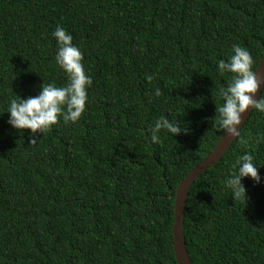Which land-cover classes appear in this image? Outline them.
Here are the masks:
<instances>
[{"label":"trees","instance_id":"16d2710c","mask_svg":"<svg viewBox=\"0 0 264 264\" xmlns=\"http://www.w3.org/2000/svg\"><path fill=\"white\" fill-rule=\"evenodd\" d=\"M57 25L92 84L76 122L58 119L29 143L5 110L42 82H67L53 59ZM233 44L255 72L264 0H0V264H178L176 191L222 136L212 125L232 74L216 66ZM161 115L187 132L152 143ZM240 133L189 189L192 264H264V113L253 109ZM245 151L261 182L243 178L248 199L235 200L224 181Z\"/></svg>","mask_w":264,"mask_h":264},{"label":"clouds","instance_id":"9594fccd","mask_svg":"<svg viewBox=\"0 0 264 264\" xmlns=\"http://www.w3.org/2000/svg\"><path fill=\"white\" fill-rule=\"evenodd\" d=\"M51 36L56 41V52L53 57L55 65L64 72L67 82L60 87L54 82L47 84L42 82L37 95L24 98L16 95L9 101L5 110L8 113L7 123L13 129L17 132L29 130V143H35L36 133L42 134L49 130L58 119H62L64 123L76 122L85 109L88 99L87 88L92 84L91 75L86 73L82 63L83 52L73 44L71 33L57 25ZM232 53L227 61L221 59L216 66L221 76L225 73L232 75L218 91L222 103L219 107L216 106L217 118L212 127L221 135L227 134L235 138L241 135V118L246 110L255 109L259 113H264V96H257L261 84L252 69L253 59L248 49L233 44ZM145 79L151 81L153 77L146 74ZM153 95L160 96L161 90L154 89ZM187 130L180 119H168L161 115L148 132L151 142L158 143L160 139L158 134L161 131H166L174 137ZM259 166L254 163L253 155L247 151L236 157L224 181L232 199L239 200L244 197L248 199L242 179L247 177L256 184L260 183Z\"/></svg>","mask_w":264,"mask_h":264},{"label":"water","instance_id":"95a60500","mask_svg":"<svg viewBox=\"0 0 264 264\" xmlns=\"http://www.w3.org/2000/svg\"><path fill=\"white\" fill-rule=\"evenodd\" d=\"M255 74L257 80L261 84V90L258 89L257 91L258 96L261 95L264 89V55L255 70ZM252 111L253 109H248L242 115L240 131L249 119ZM236 138L237 137H229L227 134L222 135L214 149L184 177L177 187L174 204V224L172 228V234L173 251L178 264H192L187 252L184 235L185 203L189 189L201 173L214 166L220 160V158L224 155Z\"/></svg>","mask_w":264,"mask_h":264}]
</instances>
